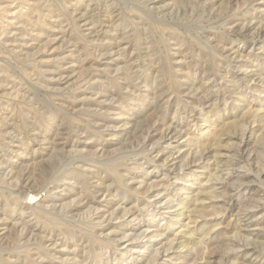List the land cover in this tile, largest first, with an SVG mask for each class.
<instances>
[{
    "label": "rangeland",
    "instance_id": "1",
    "mask_svg": "<svg viewBox=\"0 0 264 264\" xmlns=\"http://www.w3.org/2000/svg\"><path fill=\"white\" fill-rule=\"evenodd\" d=\"M0 182V264H264V0H0Z\"/></svg>",
    "mask_w": 264,
    "mask_h": 264
},
{
    "label": "bare ground",
    "instance_id": "2",
    "mask_svg": "<svg viewBox=\"0 0 264 264\" xmlns=\"http://www.w3.org/2000/svg\"><path fill=\"white\" fill-rule=\"evenodd\" d=\"M153 161V160H152ZM1 183V182H0ZM49 186V185H48ZM1 188V187H0ZM30 199H33V198H36V195H30V197H29ZM136 215V214H135ZM131 233V232H130ZM23 248V247H22ZM1 262H2V260H1Z\"/></svg>",
    "mask_w": 264,
    "mask_h": 264
}]
</instances>
